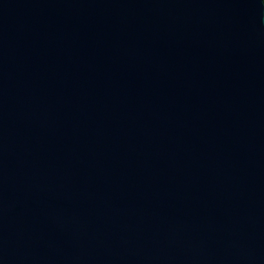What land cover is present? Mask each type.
Listing matches in <instances>:
<instances>
[{"label": "water", "instance_id": "1", "mask_svg": "<svg viewBox=\"0 0 264 264\" xmlns=\"http://www.w3.org/2000/svg\"><path fill=\"white\" fill-rule=\"evenodd\" d=\"M0 264H264V1L0 0Z\"/></svg>", "mask_w": 264, "mask_h": 264}, {"label": "trees", "instance_id": "2", "mask_svg": "<svg viewBox=\"0 0 264 264\" xmlns=\"http://www.w3.org/2000/svg\"><path fill=\"white\" fill-rule=\"evenodd\" d=\"M264 1V0H263Z\"/></svg>", "mask_w": 264, "mask_h": 264}]
</instances>
